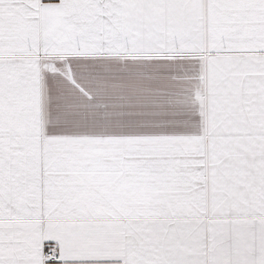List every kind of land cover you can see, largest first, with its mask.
<instances>
[{
  "label": "snow or ice",
  "instance_id": "1",
  "mask_svg": "<svg viewBox=\"0 0 264 264\" xmlns=\"http://www.w3.org/2000/svg\"><path fill=\"white\" fill-rule=\"evenodd\" d=\"M0 264H264V0H0Z\"/></svg>",
  "mask_w": 264,
  "mask_h": 264
}]
</instances>
